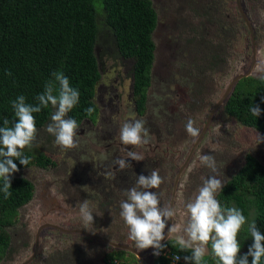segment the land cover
Masks as SVG:
<instances>
[{
  "label": "rangeland",
  "instance_id": "obj_1",
  "mask_svg": "<svg viewBox=\"0 0 264 264\" xmlns=\"http://www.w3.org/2000/svg\"><path fill=\"white\" fill-rule=\"evenodd\" d=\"M152 1L158 21L144 114H139L131 99V59L102 55L105 46L99 41L95 50L101 54L102 64L93 97L97 109L94 120L82 121L79 146L68 151H62L55 137L46 131L51 116L38 130L35 144L39 146L31 151H41L51 163L45 167L32 164L14 173L30 180L34 191L31 200L18 209L14 225L8 228L9 250L0 257V264H104L101 259L106 253H118L113 256L118 258L113 260L118 264L151 263V247L139 250L145 253L141 261L130 251L108 247L94 237L101 235L135 246L128 238L120 210L112 213L99 206L104 202L99 193L102 185L119 191L110 182L116 169L112 167L113 158L123 157L129 150L141 153L144 160L138 163L146 164L147 175L156 168L165 178L159 189L150 191L161 194L162 206L170 204L176 174L197 140L185 130L188 119L194 120L201 133L210 110L231 80L239 74L256 77V69L264 64V0ZM222 104L199 135L180 176L173 204L176 216L172 224L176 231L166 239L167 251L183 235L187 219L184 202L202 184L201 177L211 174L200 164L201 155L215 157L223 182L244 163L247 153L264 164V142L256 146L254 141L257 132L264 133L226 114ZM133 118L146 122L150 135L147 145L121 143L120 126ZM84 199L90 201L94 212V224L87 229L79 212V202ZM209 250L210 245L207 253Z\"/></svg>",
  "mask_w": 264,
  "mask_h": 264
},
{
  "label": "trees",
  "instance_id": "obj_2",
  "mask_svg": "<svg viewBox=\"0 0 264 264\" xmlns=\"http://www.w3.org/2000/svg\"><path fill=\"white\" fill-rule=\"evenodd\" d=\"M157 21L152 0H0V126L5 117L14 121L12 101L17 96L24 95L27 103H37L35 97L56 70L63 71L70 86L80 93L79 102L68 117L79 125L87 118L94 120L97 109L93 97L102 64L101 54L95 50L99 41L105 46L102 55L131 59V99L143 115L155 58L153 33ZM8 72H11L10 76ZM261 97H264V81L244 76L235 83L222 109L242 125L264 133ZM255 104L262 109L259 117L250 111ZM88 107L95 109L91 115L85 112ZM52 112L49 106L33 114L38 130L47 123ZM35 150L25 149V155L31 157L29 165L45 167L51 163L45 154ZM14 162L19 169L26 167L19 160ZM131 165L122 171L116 169L110 179L119 191L133 186L136 175H147L146 164ZM11 184L12 195L8 199L0 192V257L9 250L8 228L14 225L18 209L31 200L34 191L30 180L14 173ZM216 198L222 207H237L247 218L238 233L239 255H244L253 243L248 224L255 220L258 230L264 234V164L247 153L244 163L224 182L223 190ZM174 244L172 250L155 256L150 264H171V253L181 257L177 264H186L183 257L191 253L180 252ZM209 245V253L204 258L206 264H219L218 258L211 253V242ZM116 254L105 256V259L112 256L109 264H118L113 262L118 259H113ZM261 264H264V258Z\"/></svg>",
  "mask_w": 264,
  "mask_h": 264
},
{
  "label": "clouds",
  "instance_id": "obj_3",
  "mask_svg": "<svg viewBox=\"0 0 264 264\" xmlns=\"http://www.w3.org/2000/svg\"><path fill=\"white\" fill-rule=\"evenodd\" d=\"M7 75H11L8 72ZM44 84L43 91L35 99L36 104L26 102L24 95H19L12 101L14 109V121L5 117L0 126V192L8 199L12 193L11 177L19 171L14 162L19 160L21 165L28 166L31 157L25 155V149L31 150L37 139L38 129L34 113L41 112L49 106L54 109L51 114V122L46 131L55 137V144L62 151L78 148V129L80 125L68 113L78 104L80 93L70 86L69 78L61 70H56ZM256 78L264 81V64L256 69ZM264 102V97H261ZM95 109L88 107L85 112L91 115ZM251 114L255 117L261 115L262 109L259 104L252 105ZM142 119H129L122 123L119 129V138L126 146L140 147L150 142L149 129L145 127ZM194 120L189 118L185 124L186 132L194 139L200 135V129L194 126ZM256 146L264 142V135L255 134ZM127 158L135 161L144 160V156L136 151H127ZM202 166L210 170V175L202 176V184L184 202L187 213L186 223L183 226V235L178 236L174 246L180 252H190L183 259L186 264H206L204 260L208 245L211 242V253L218 258L219 264H261L264 258V234H262L253 220L248 224L253 243L247 253L239 255L241 244L238 233L247 222L242 210L237 207H222L216 194L223 190L224 182L220 179V169L215 157L211 154H203L199 158ZM114 165L119 170L132 166L125 158H116ZM165 178L159 174L156 168L151 169L150 174L136 175L133 186L122 191L124 197L119 201L120 217L128 228V238L134 241L138 250L153 248V254L159 256L166 247L165 229L169 219L174 221L176 209L171 204L161 205V194L151 189H159ZM79 212L82 222L87 229L88 225L94 224V212L90 201L84 199L79 202ZM96 215H101L99 212ZM176 231L174 224L168 228L167 239L172 232ZM179 255L173 256L174 261H179Z\"/></svg>",
  "mask_w": 264,
  "mask_h": 264
},
{
  "label": "flooded vegetation",
  "instance_id": "obj_4",
  "mask_svg": "<svg viewBox=\"0 0 264 264\" xmlns=\"http://www.w3.org/2000/svg\"><path fill=\"white\" fill-rule=\"evenodd\" d=\"M131 79H132V74H131ZM235 85V84H234ZM208 116H209V114H208ZM208 118V117H207ZM88 119V118H87ZM91 119V118H90ZM211 119V118H210ZM93 120V119H92ZM207 120V119H206ZM205 124H206V122H205ZM205 126V125H204ZM129 151H132V150H129ZM117 158H125V159H127V161L130 163V164H135V163H137L138 161H135L134 162V160L131 158V157H129V158H127V156L125 155V156H123V157H121V155L119 156V157H117ZM114 160L116 159V158H113ZM113 168H116V169H118V166H112ZM181 168V167H180ZM185 168H186V166H185ZM184 168V169H185ZM116 169H115V171H116ZM184 169H183V171H184ZM106 171V170H105ZM114 171V172H115ZM179 171H180V169H179ZM178 171V172H179ZM182 171V172H183ZM177 172V173H178ZM182 172H181V174H182ZM181 174H180V176H181ZM176 176H177V174H176ZM180 176H179V179H180ZM176 178V177H175ZM174 182H175V179H174ZM178 182H179V180H178ZM100 183V182H99ZM174 185V184H173ZM177 186H178V183H177ZM102 187V189H103V191L102 192H99V193H101V196H102V198L104 199V202L103 203H101V205H99L100 207L101 206H103L106 210H110L112 213H116V211L117 210H120V208H119V201H118V199H119V197L120 198H122L123 196L121 195L122 194V191L119 193V191H114V190H112L111 189V187H108V188H105V186L104 185H102L101 186ZM176 191H177V187H176V190H175V194H174V196H172V192H173V188H172V192H171V201H170V204L172 205V206H174L173 204H174V199H175V196H176ZM124 198V197H123ZM122 198V199H123ZM172 220L171 219H169V221H168V226H167V232H168V228L169 227H171V225H172ZM90 235V234H89ZM165 235H167V233L165 234ZM94 237H96V238H98L99 240H101V241H103V242H106L107 244H109L108 245V247H113V248H115V249H121V248H119V247H116L115 245H113L112 243H116V244H119V245H123V246H127V247H129V248H131L132 250H134V251H131V250H129V249H127V248H123V251H130V253H133L134 254V256H136L138 259H140L141 261L145 258V253L143 252L142 253V251L140 252L139 250H137L136 249V247L134 246V245H132V246H129V245H125V244H120V243H117V242H115L114 240H111V239H109V238H106V237H103V236H101V235H94ZM166 238H165V240L164 241H162V243H166L165 245L167 246L168 244H169V242H166V239H167V236H165ZM111 242V243H110ZM170 250V249H169ZM149 252H150V254H151V261L153 260V258L155 257V255L153 254V252H154V249L153 248H151L150 250H149ZM105 254V253H104ZM108 253H106L105 254V256L107 255ZM105 256L101 259V261H103V263L104 264H109V262H107V259H105Z\"/></svg>",
  "mask_w": 264,
  "mask_h": 264
},
{
  "label": "water",
  "instance_id": "obj_5",
  "mask_svg": "<svg viewBox=\"0 0 264 264\" xmlns=\"http://www.w3.org/2000/svg\"><path fill=\"white\" fill-rule=\"evenodd\" d=\"M248 75H249V74H239V75L236 76L233 80H231V82H230L229 85L227 86V88H226V90L224 91V93L222 94V96L217 100L216 104H215V105L213 106V108L210 110V113H209V116H208V118H207V120H206V124H205V125H207V123L209 122V120H210V118H211L213 112L215 111V109H216L219 105H221V103L224 102L225 99L228 97V95H229L230 92L232 91V88H233V86H234V82L237 81V80H239L240 78H242V77H244V76H248ZM205 127H206V126L203 127L202 132L204 131ZM202 132H201V133H202ZM201 133H200V135H201ZM200 137H201V136H199V137L197 138L196 142L193 144V146H192V148H191V150H190V152H189V154H188V156H187L185 162L182 164V166H181V168H180V171L177 173V176H176V178H175V182H174V185H173L172 196H174V194H175V190H176V187H177V183H178V180H179V176H180L181 172L183 171V169L185 168L186 164L188 163L189 158H190V156H191V154H192L194 148L196 147V145H197V143H198ZM110 243H111V242H110ZM112 244L115 245L116 247H119V248H127V249H129V250H131V251H134V250H132L131 248H129V247H127V246L119 245V244H116V243H112ZM134 252H135V251H134Z\"/></svg>",
  "mask_w": 264,
  "mask_h": 264
},
{
  "label": "built area",
  "instance_id": "obj_6",
  "mask_svg": "<svg viewBox=\"0 0 264 264\" xmlns=\"http://www.w3.org/2000/svg\"><path fill=\"white\" fill-rule=\"evenodd\" d=\"M166 252H167V250L161 252L160 255H164V254H166ZM175 255H178V254H177V253H171V262H170L171 264H177V262H178V261H174V260H173V256H175ZM155 256H156V255H155ZM179 261H180V260H179Z\"/></svg>",
  "mask_w": 264,
  "mask_h": 264
}]
</instances>
